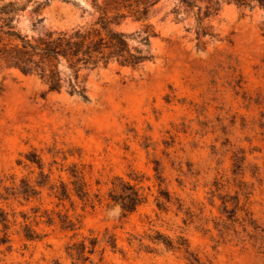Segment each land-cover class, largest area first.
Returning a JSON list of instances; mask_svg holds the SVG:
<instances>
[{
	"label": "rangeland",
	"instance_id": "374dc122",
	"mask_svg": "<svg viewBox=\"0 0 264 264\" xmlns=\"http://www.w3.org/2000/svg\"><path fill=\"white\" fill-rule=\"evenodd\" d=\"M5 1L25 8L17 23L23 34L38 19V28L65 31L98 17L90 0ZM146 1L155 2L146 21L122 9L127 17L116 29L133 34L150 25L152 59L134 69L113 63L89 73L86 101L64 90L45 93L36 77L0 68V193L11 177L16 184L35 179L37 169L24 159L34 150L54 182L68 183L57 168L75 165L91 195L105 199L120 177L137 184L146 201L122 217L104 201L82 209L74 196L73 207H56L46 189L29 202L0 200L16 220L10 248L0 246V264H73L64 251L72 233L60 230L56 213L79 222L75 241L114 238L116 249L101 243L93 264H187L183 253L150 242L155 232L185 240L199 264H264V10L221 3L199 24L198 9L202 15L215 0H192L191 10L176 0ZM68 151L72 157L64 161ZM159 191L170 198L164 211L156 206ZM224 197L227 209L239 200L232 221L222 213ZM31 209L50 214L53 225L32 221ZM246 212L257 230L246 224ZM22 214L40 241L22 237Z\"/></svg>",
	"mask_w": 264,
	"mask_h": 264
},
{
	"label": "trees",
	"instance_id": "16d2710c",
	"mask_svg": "<svg viewBox=\"0 0 264 264\" xmlns=\"http://www.w3.org/2000/svg\"><path fill=\"white\" fill-rule=\"evenodd\" d=\"M90 1L98 13V17L92 24L58 31L38 28L41 23V19H38L31 24L29 35L23 34L17 28L19 14L25 8L14 1L0 0V68L13 69L24 76L36 77L46 87L45 93H60L64 90L86 101V78L89 73L99 68H107L113 63L134 69L152 59L149 40L154 37V33L150 25H145L142 31L133 34H124L116 28L127 17L122 13V9L132 11L131 16L135 21L144 22L148 19L149 7L155 2L135 0L134 8L136 9H134L130 0H103L101 4L98 3L99 0ZM176 1L186 10L194 8L192 0ZM221 3L232 4L241 9L253 10L257 7L264 10V0H215L211 6L205 8L202 15L198 9L197 22L201 24L204 19L215 14ZM204 34L203 31L202 35ZM130 40H134L136 45L132 46ZM56 154L58 152L54 155ZM67 156L72 157V152L63 154L62 159L65 161ZM24 159L30 167L37 169L35 179L31 181L24 177L16 184L11 177L10 186L2 188L1 201L20 199L29 202L32 199H39L42 190L46 189L48 196L56 201V207L64 206L66 202L73 207L71 197L74 196L82 209L87 206L93 209L95 202L99 205L104 201L107 206H118L122 217L134 213L137 207L146 201V196L137 184L124 182L120 177L113 178L106 198L103 199L98 194L91 195L81 172L75 165H70L65 170L63 167L57 168L59 173L64 172L68 175V183L60 178L54 182L51 180V170H48L47 174L43 172L42 161L34 150L24 155ZM17 164L21 162L18 161ZM52 164L56 165L55 160ZM239 167V165L236 166L237 169ZM154 171L160 186L163 180L159 175V169L155 168ZM134 181H138L137 177ZM160 198L162 200H157L156 206L158 210L164 211L170 198L166 192L159 191L158 199ZM221 201L222 213L226 215L227 221H232L238 210V198H232V209H227L225 197L221 198ZM31 212L33 213L32 221L44 219V224L53 225L54 218L50 214L43 212L37 216L38 209H31ZM245 216L246 224L253 230H257L255 221L249 218L250 214L246 212ZM21 218L19 229L22 237L26 241H40L43 236L30 225L29 217L22 214ZM56 218L60 230L72 233L64 251L73 264H93L91 257L97 253L101 243L111 250L116 249L114 238L107 233H104L101 239L89 235L75 241L79 222L67 214L56 213ZM35 225L37 226L38 222L35 221ZM15 226L16 220L11 221L8 214L0 208V246L10 248L11 229ZM148 240L153 244L162 245L167 251L183 253L187 264H199V259L189 251L188 244L181 238L174 243L155 232L153 236H148Z\"/></svg>",
	"mask_w": 264,
	"mask_h": 264
}]
</instances>
